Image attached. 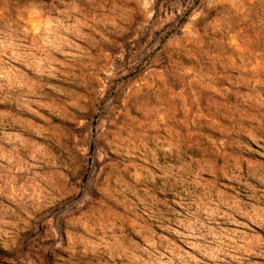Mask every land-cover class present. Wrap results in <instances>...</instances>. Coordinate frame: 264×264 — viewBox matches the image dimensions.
<instances>
[{
    "label": "clouds",
    "instance_id": "clouds-1",
    "mask_svg": "<svg viewBox=\"0 0 264 264\" xmlns=\"http://www.w3.org/2000/svg\"><path fill=\"white\" fill-rule=\"evenodd\" d=\"M213 2L202 0L206 6ZM109 3L111 8H106ZM136 3L145 13L144 26L155 24L156 0H136ZM228 3L234 9L233 23L239 20L264 31V0H228ZM171 4L173 14L176 9L183 12L182 0H171ZM96 9L102 10L100 15L83 9L81 0H39V3L31 0L18 19L9 20L0 8V103L17 99L26 104L30 114L49 123L36 108L58 119L62 117L59 109L53 110L45 102L43 89L47 87L62 95L63 92L56 84L42 85L38 81L71 79L75 76V65L85 57L90 62L104 61L101 71L114 78L119 69L113 64L116 60L124 63L125 54L105 60L103 55L93 56L92 49L102 51V46L112 42L99 31L100 25L109 32L120 33L123 29L118 21L128 23L130 13L118 0H96ZM203 15L202 7L194 11L190 21L195 22ZM40 17L44 18L41 31L33 34V29L25 24ZM97 33L100 39L96 38ZM64 99L65 111L67 108L82 111L71 94ZM142 99H134L132 104ZM160 104L163 107L151 110V114L142 113V124L129 120L119 125L109 115L97 126L102 133L89 126L88 143L95 139L97 150L105 155L99 165L83 149L85 141L71 133L54 134L50 123L49 129H44L25 122L29 124L25 129L18 119L6 122V114L0 112V247L18 252L15 264L25 261L36 264L40 248L34 245L27 251H19L22 234L32 227L36 216L43 220L44 214L56 207L69 229L73 247L70 254H74L79 244L82 253L104 252L114 264L116 260L121 264H264V165L219 152L224 141L219 144L213 141L209 150L201 148L196 158L188 156L192 147L189 143L181 144L175 137L169 140L154 137L150 133L161 127L158 114L168 112L167 102ZM169 119L178 125L184 123L170 114ZM16 125H20L18 130ZM9 127L14 130L8 131ZM261 132L264 124L245 135L264 148V134H258ZM33 135L45 143L39 145L30 138ZM233 147L247 148L240 144ZM221 155H226L223 166L216 162ZM113 156L140 163L112 164V171L100 188L98 167L107 165ZM88 159L93 164L91 173L85 163ZM206 174L213 179L205 180ZM220 177L237 187L225 191L227 185L219 183ZM157 192L174 193L178 207L161 199ZM130 197H139L140 207L148 209L151 226H142L141 217L133 220L127 211L116 212L113 205H128ZM156 227L161 231H156ZM73 232L86 235L73 237ZM129 233L142 237V242L132 239ZM49 235L54 238L55 247L63 250L64 239L60 234L53 230Z\"/></svg>",
    "mask_w": 264,
    "mask_h": 264
},
{
    "label": "rangeland",
    "instance_id": "rangeland-1",
    "mask_svg": "<svg viewBox=\"0 0 264 264\" xmlns=\"http://www.w3.org/2000/svg\"><path fill=\"white\" fill-rule=\"evenodd\" d=\"M118 2L122 8L129 10V22L118 21L123 29L120 33L109 32L100 25L99 31L104 32L112 42L102 46V51L92 49L93 56L103 55L105 60L109 56L118 57L122 52L125 54L124 63L116 60L113 64L114 68L119 69L114 78H108L105 71H101L104 61L90 62L85 57L75 65V76L71 79L45 78L38 81L42 85L56 84L63 92L62 95L45 87L42 93L46 97L45 102L53 110H60L62 119L36 108V112L51 124V131L60 135L71 133L84 140L83 149L89 157H95L99 165L105 155L102 150H97L95 139L88 143L89 126L97 133H102L97 126L109 115L119 125L129 120H139L142 124V113L151 114V110L163 107L160 101H166L168 112L161 111L158 114L161 127L158 132L150 133L154 137L159 136L161 140L175 137L181 144L187 142L192 146L188 149V156L196 158H199L201 148L209 150L213 141L217 144L224 141V147L219 148V152L264 165V155H260L264 148L245 135L248 130H255L264 124V31L253 29L251 25L239 20L233 23L234 9L228 0H214L210 6L202 4V0H182L183 12L176 9L175 14L171 0H156L153 6L156 23L149 27L143 24L146 16L136 0ZM30 3L31 0H0V8L4 9L7 19L16 20L22 9ZM111 6L109 3L106 8ZM81 7L92 11L94 15H100L102 11L96 9V0H81ZM202 7L204 15L195 22L190 21L194 11ZM37 11L41 9L37 8ZM104 14L107 15L106 12ZM28 19L25 14V20ZM43 19H32L25 27H31L33 34H36L41 31ZM96 38L100 39L98 33ZM28 76L35 79L32 72H28ZM68 94L81 105L82 111H74L72 108L65 111L67 101L64 96ZM140 97L143 98L141 102L133 105L132 101ZM0 112L6 114V122L18 119L25 129L29 126L25 122H30L36 128L49 129V123L30 114L26 104L17 99H6L0 103ZM169 114L184 123L178 125L169 119ZM156 119L154 116L153 122ZM19 127L16 125L15 129ZM7 130L13 131L14 128L9 127ZM30 138L39 145L45 143L39 136L33 135ZM236 144L246 145L247 148L235 150L233 145ZM225 161L226 155H221L216 162L223 166ZM85 163L91 173L92 160L88 159ZM124 163L136 164L140 161H122L113 156L107 165L98 167L101 174L98 176L101 180L99 187H104L103 181L111 173L112 164L123 166ZM84 179L86 181L87 176ZM204 179L213 178L206 174ZM219 183L227 185L225 191L237 187L222 177ZM156 195L169 200L173 207H178L174 203V193L157 192ZM139 202V197H130L128 205L113 207L117 213L127 211L133 220L141 217L139 223L142 226H151L148 209L140 207ZM59 211L58 207L49 209L43 220L36 216L32 227L22 234L19 251L38 246L40 251L36 264H114L104 252L82 253L79 244L74 254H70L73 247L69 242V229L62 216L58 215ZM53 230L64 239L63 250L55 247V240L49 235ZM156 231L161 229L156 227ZM129 234L132 239L142 242V237ZM164 234L167 235L166 232ZM72 235L81 237L86 233L73 232ZM17 254V251L0 247V264H15ZM24 264H28V261ZM115 264H121V261L116 260Z\"/></svg>",
    "mask_w": 264,
    "mask_h": 264
}]
</instances>
